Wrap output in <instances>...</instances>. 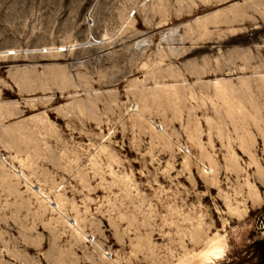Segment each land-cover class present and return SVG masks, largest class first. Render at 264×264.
<instances>
[{
	"label": "rangeland",
	"instance_id": "obj_1",
	"mask_svg": "<svg viewBox=\"0 0 264 264\" xmlns=\"http://www.w3.org/2000/svg\"><path fill=\"white\" fill-rule=\"evenodd\" d=\"M260 175L264 0H0V264H264Z\"/></svg>",
	"mask_w": 264,
	"mask_h": 264
},
{
	"label": "bare ground",
	"instance_id": "obj_2",
	"mask_svg": "<svg viewBox=\"0 0 264 264\" xmlns=\"http://www.w3.org/2000/svg\"><path fill=\"white\" fill-rule=\"evenodd\" d=\"M212 173L214 172V170L213 169H209ZM206 172H208V171H206ZM259 180H261V181H263L264 182V178L260 175L259 176ZM57 208V207H56ZM215 244V243H214ZM221 250V249H220ZM214 251V250H213ZM212 252V251H211ZM210 253V252H209ZM215 253V252H214ZM210 255V254H209Z\"/></svg>",
	"mask_w": 264,
	"mask_h": 264
}]
</instances>
